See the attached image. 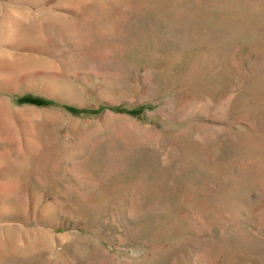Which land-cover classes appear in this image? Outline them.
<instances>
[{"label": "rangeland", "instance_id": "374dc122", "mask_svg": "<svg viewBox=\"0 0 264 264\" xmlns=\"http://www.w3.org/2000/svg\"><path fill=\"white\" fill-rule=\"evenodd\" d=\"M0 264H264V0H0Z\"/></svg>", "mask_w": 264, "mask_h": 264}]
</instances>
